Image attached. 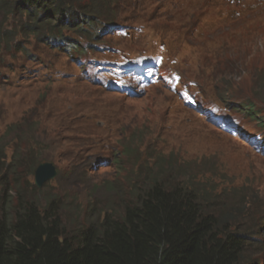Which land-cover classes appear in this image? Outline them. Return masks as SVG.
<instances>
[{"label":"rangeland","instance_id":"rangeland-1","mask_svg":"<svg viewBox=\"0 0 264 264\" xmlns=\"http://www.w3.org/2000/svg\"><path fill=\"white\" fill-rule=\"evenodd\" d=\"M124 1L125 3L130 2V0ZM76 4L78 3L76 2ZM6 16L3 17L0 14V24L3 25L1 37L4 31H12V33L16 31L14 21H18L24 28L19 30L21 34L14 40L13 45L24 40L20 44V48L23 49L27 42L30 43V47L28 53L23 54L21 51H16L13 53L12 58L7 56L0 63V136L7 126H9L10 132L14 129L16 135H11L10 140L15 147L17 140H26V137H24L26 131L38 132L35 125L39 127V123L34 124L33 122L32 124L30 121L33 118L32 116L40 119L39 132L43 133L44 136L41 138L31 133V136L34 137L32 142H40L41 144L45 142L46 151L43 153V157L47 162L55 164L60 170L61 178L58 183L43 185L44 182L40 181L38 175H22L20 173L16 175L21 181L19 186L25 188L26 193L35 187L36 179L38 184L42 182L40 187L45 190V194L47 193L45 196H68L67 202H61L62 207L67 206L66 210L62 211V216L68 228L72 229V223L77 220V214L72 212L73 206L70 203L74 204V209L82 211L81 224L89 226L91 221L96 218L102 219L104 217L102 215L105 214L110 205L112 197L110 191L117 181H122V183H117L118 186H125L124 178L129 179L132 168V161L127 160L123 163L128 168L122 165L120 169L114 166L115 168H106L96 173H87L85 169L87 159L91 156L96 159L103 153V150L118 147L120 142L124 147L130 144L131 148L134 146L137 150L142 149L143 142L136 135L139 128L140 131L146 132L150 142L154 144L149 150L150 157L154 154H162L161 159H155L149 164L150 171L157 173L158 170L154 167L156 161H164L169 164L177 156H183V159L186 160L185 165H189L197 170L198 174L202 173L203 175V178H198L199 185L197 188L199 190L198 194L204 198L203 202L207 203V209L215 211L217 215L221 210L231 212L235 215L233 220L237 221L236 225L238 224L240 228H252L258 223H264V157L252 153V149L244 141L243 132L239 136H231L219 130L216 126L207 125L196 114L183 111L178 106L180 102L177 100L176 95L165 86L152 89L145 97L138 100L123 99L119 97V94L118 96L107 92L102 87L93 85L97 83L91 84V82H88L91 81L90 78L95 72L88 69L84 70L62 57L59 53L45 48L32 34H28V30L32 28V25L25 23L24 19L21 21V18L17 16L9 19ZM116 16L119 19H125L128 24L135 25L136 23V20L127 13L117 14ZM47 17L48 19H46ZM156 17H159L158 21L163 18L159 15ZM42 19L41 22H38L40 26L53 25V22L49 21H53L51 12H46ZM187 20L186 15L177 19L175 22L176 28H180V25L185 24ZM104 23L105 21L100 20L99 25L102 26ZM1 25L0 29L2 28ZM38 28V32H40L41 29L39 26ZM261 31H257V36H262V39L257 41L263 44L264 34L263 30ZM29 32L34 33L36 31L30 30ZM128 35L134 36V33ZM140 36L136 37L139 41ZM121 40L122 37L118 35L107 40V44H112V46L121 50ZM188 45L172 40L169 44L166 43V52L182 59V56L188 57L187 54H181L187 51ZM226 45L228 47V43ZM193 50L197 51V49ZM258 54L251 58L248 56L247 59L250 63H253L258 58ZM31 56L37 57L38 61L32 62L31 58L33 57ZM115 56H118V54ZM217 60H219V70L220 58L218 57ZM3 63L5 66H3ZM198 64L201 65L202 63ZM198 64L191 71L185 73L186 79L197 80L200 68ZM244 70H246L247 75L253 73L251 65H248L247 69ZM210 74L212 73L205 70L206 76ZM235 77L237 79L242 78L243 74L237 73ZM220 79L222 81L217 82L214 88L212 81L203 82L200 79L198 80L205 93L203 100L211 103L213 93L217 90L220 96L224 98L223 107L230 108L234 114L240 116L242 126L251 132L250 127L254 124L250 117L251 114L249 111L240 108L241 104L249 102V97L246 96L243 88L236 86L240 82H234L227 77L225 79L220 77ZM184 83L186 82L184 81ZM255 83L257 92L264 90V72L258 75ZM169 99L171 103L168 106ZM239 99L241 100L238 101ZM232 102H237L238 105H233ZM71 104H74L73 109H71ZM97 105H108L107 108L100 107V111L96 110L99 117L112 116L113 121L108 128H106V121H102L103 125L100 121L97 122L94 119L97 118L96 116L90 114L91 109ZM46 106L52 107L47 110ZM66 115H69V118ZM74 115H77V117L73 118ZM125 121L127 122L123 123ZM153 123H156V125L153 126ZM143 126L148 129V133L141 128ZM179 129H182V131H178ZM163 132L164 136L162 137ZM167 132H170V135L165 137ZM129 134L140 141L139 144L134 140L118 141L115 139L123 135L129 138ZM157 134V139L153 140V136ZM261 138L262 136L259 137V140ZM27 144L29 145L27 142L23 143L22 146L20 145V150H23ZM48 144L50 149L47 147ZM97 146H101L99 151ZM119 150H121L120 147ZM7 154L9 160L11 150H8ZM144 154L147 155V153ZM131 155L133 156V154ZM8 160L7 162H9ZM27 163L25 162V165ZM22 164L24 165V161ZM140 166L138 163V167ZM256 169L259 171L258 173H256ZM226 180L236 183L244 191L241 190L242 193L237 195L229 194L224 189L227 184L224 183ZM59 184L63 185L65 189H59ZM200 186L201 188H199ZM20 187L19 196H14L15 200L13 202L16 204V200H19L20 197L25 200L26 198H33L26 197L25 193L22 192L24 190ZM244 188H249L252 191L249 192L251 194L247 195L248 191H245ZM13 190L16 192L17 188H13ZM220 195L225 199H222ZM251 196H253L254 203H259L260 207L258 209L249 206ZM86 212L92 213L89 217L94 214V219L86 221L88 216ZM255 227L261 228L262 225L259 224Z\"/></svg>","mask_w":264,"mask_h":264},{"label":"trees","instance_id":"trees-1","mask_svg":"<svg viewBox=\"0 0 264 264\" xmlns=\"http://www.w3.org/2000/svg\"><path fill=\"white\" fill-rule=\"evenodd\" d=\"M100 1L0 0V14L10 19L14 16L9 12L14 9H30L22 14V20L27 17L25 23L32 25L31 31L38 32L40 27L41 31L33 34L53 30L54 47L62 45L63 52L72 54L75 50L81 54L84 48L75 40L57 39L67 27L64 23L78 18L77 10H81L85 19L91 20L89 9H80L83 4L89 2L92 8ZM41 11L52 13L53 25L40 26L38 22L44 17ZM33 17L37 18L32 21ZM19 28H24L21 23ZM73 29H77V25ZM85 31L90 33L89 29ZM12 35H17V30ZM3 41L10 43L8 39ZM90 41L94 40L90 38ZM32 122L39 123V127L35 125L38 132L26 129L28 132L24 137L28 134L33 139V133L42 138L40 121ZM143 129L148 133L147 128ZM11 135H16V131L10 132L8 126L0 137V264H248L249 261L250 264H264V256L253 258L254 255H264V249L258 247L254 238V234L259 233L255 226L260 223L252 229L247 228L245 239L235 234L242 229L238 224L234 226L235 215L222 210L217 215L207 209V203L203 202L195 184L198 171L178 157L169 164L159 161V166H155L157 173L150 171L151 157L144 160L132 157L134 168H131L129 179L125 178V186L115 190L117 197L110 199L104 217L96 218L86 229L79 226L75 230L68 228L62 216L67 207L61 206L59 198H49L36 187L26 193L27 190L19 186L18 173L35 174L37 166L45 161V142L17 140L12 161L7 164L4 150L12 143ZM136 135L145 142L144 150L150 154L149 136L144 131ZM26 142L29 145L20 150ZM133 148L125 151L129 153L127 158L130 149L137 152ZM161 156V153L154 154L152 158L161 159ZM139 160L144 162L140 167L136 166ZM19 187L26 197L33 198L25 200L20 197L17 204L13 202L14 196H19ZM249 205L255 209L260 207L253 200ZM262 238L264 241V235Z\"/></svg>","mask_w":264,"mask_h":264},{"label":"bare ground","instance_id":"bare-ground-1","mask_svg":"<svg viewBox=\"0 0 264 264\" xmlns=\"http://www.w3.org/2000/svg\"><path fill=\"white\" fill-rule=\"evenodd\" d=\"M251 2L252 3H257V1L256 0H251ZM198 4H203V3H201V2H199ZM168 7V9L169 10H174L175 8H173L171 5H168L167 6ZM250 7L251 8H253V5H250ZM166 9V8H165ZM78 11V18L77 19H71V20H69V21H67L66 23H64L67 27H66V29H64L63 31H62V33H63V35H61V36H59V38L57 39L58 41H61V40H67L68 38H70V39H72V40H75L77 43H79V37H80V35H82V34H84L85 33V30H87V24L86 23H88L89 24V20H87V19H85V17H84V15L83 14H81L82 12H81V10H77ZM43 14V16L46 14V12H44V11H41ZM168 14V16H169V19H171V17L173 16L171 13H162V15H159L160 17H165L166 15ZM188 18V17H187ZM26 19H27V17H25L24 18V20H25V22H26ZM46 19H48V17L46 18ZM51 23L53 22V21H51V20H49ZM190 23V17L188 18V20H187V22L184 24V23H182L181 25H180V28H176V29H178V30H180V31H182V33L185 31V30H189V29H187L188 28V24ZM264 23V22H263ZM14 24H16V29H17V35H11L10 36V38H8V40L10 41V43L9 44H7V43H5L4 41H3V43H2V46L1 47H7L8 49H10L8 52H3L1 49H0V63L1 62H3L4 61V59H5V57H7V56H9V57H11L12 58V55H13V53L14 52H16V51H21V53H23V54H26V53H28V50H24V49H22V48H20V46H15V45H13L14 43H15V39H17L19 36V34H21V32H19V30H20V28L18 29V26H19V22L18 21H14ZM260 24V23H259ZM74 25H77V29H73V26ZM91 32V31H90ZM100 32H102L103 34H106L107 36H108V38L109 37H111V39L112 38H114V37H112V36H118L119 34L118 33H115V32H109V30L108 29H106V30H104V31H100ZM110 33V34H109ZM132 34V33H131ZM105 35V36H106ZM33 36L36 38V40L40 43V44H42L45 48H47V49H49V50H51V51H55V52H57V53H59L62 57H64V58H66L68 61H71L73 64H76L77 66H80V67H82L84 70L85 69H88V70H92L93 72H95L94 73V75L90 78L91 79V81H88L89 83L90 82H93V83H97V84H100V83H107V86H106V88H104V87H102L103 89H105L106 91H108L109 89H111L112 88V86H111V83H112V81H113V76L114 75H118L119 77H120V80H118L117 82H119L117 85H115L116 87L115 88H118V86H120V88L121 89H117V90H124V88L122 87V86H125L126 84H128V85H126L127 87L129 86V85H131L134 81H135V79H133V78H131V77H126V78H122L121 76V73H122V70L120 69V67L122 66V65H124V64H122V63H128L129 62V59H127L126 57H120V56H115V55H117L118 53H116L117 51L118 52H120V50L119 49H117L116 47H114V46H112V44H107V40H109V39H107V36L106 37H104L105 39H101V40H99L97 43L95 42V41H93L92 43V45H87V44H84V43H82V47L84 48V51L81 53V54H78V53H76V51L74 50L73 51V53L71 54V53H66V52H63L62 50H61V48L63 47L62 45L61 46H59V47H54V45H53V43H54V41L56 40V38H54V35H53V30H44V31H42L38 36H36V34H33ZM37 37H39V38H37ZM168 38V37H167ZM102 40H104L103 41V43H101V41ZM65 41H64V43H65ZM176 41V40H175ZM8 42V41H7ZM176 42H179V41H176ZM195 42L196 41H194L193 39H190L189 41H187L185 44H189L188 46H190V45H192V47L193 48H195V47H197V46H199L200 47V45L201 44H203V43H199V44H195ZM102 46H101V45ZM86 47H88V49H86ZM161 49H163L162 47H160ZM167 53V52H166ZM105 55V56H104ZM31 57H33V56H31ZM163 58V57H162ZM218 58V57H217ZM31 61L32 62H37L38 61V59H37V57H33V58H31ZM196 62H198V63H200L201 62V60H200V58H198L197 60H196ZM6 63V62H5ZM176 63V62H175ZM4 64V63H3ZM2 64V65H3ZM7 65V64H6ZM110 65V66H109ZM3 66H5V64L3 65ZM111 66L113 67H115V69L117 68V71L116 72H114V71H112V68H111ZM7 67H8V65H7ZM156 67V66H155ZM4 69H6L5 67H3ZM254 69V68H253ZM87 70V71H88ZM206 70V69H205ZM146 76H148V75H146ZM95 81V82H94ZM56 82H58V81H56ZM184 84H182L181 85V87H177V86H174L173 84H172V86H168V85H166L165 87H167L171 92H173V94H175L176 95V98H177V100L180 102V104H181V102H182V100L181 99H188L189 100V107L191 108V107H194L193 105H192V103H191V97H190V94H193V93H195L194 91H195V88H194V90H192V91H186L185 89H186V87H184L183 86ZM156 87H161V86H156V85H151L149 88H148V86H146V88H141V89H138L137 90V93H136V95H132L131 94V92H134L135 91V89H133V90H128V94H130V96H127V99H135V100H138V99H141V98H143V97H145L152 89H154V88H156ZM42 88V87H41ZM40 88V89H41ZM70 91H73V90H70ZM82 91V90H81ZM112 92H114V91H112ZM111 92V93H112ZM116 92V91H115ZM116 93H118L119 94V92H116ZM215 96H216V99H215V103L217 104V105H219V106H223V104H224V98H223V96H219L218 94H217V90H215L214 91V93H213ZM243 95V94H242ZM183 104H185V102L183 103ZM232 104L233 105H238V103L237 102H232ZM133 105V104H132ZM185 106V105H184ZM225 106V105H224ZM188 107V108H189ZM187 108V107H186ZM100 111V110H99ZM111 111H114V110H111ZM260 114L261 113H257L256 114V116H260ZM204 115H206V116H210L209 115V112H204ZM228 115L229 116H234L233 115V113L232 112H228ZM33 118L30 120L31 122L32 121H35V120H39L40 121V119L38 118V117H36V116H32ZM96 117H98L99 119H104V118H110V120L111 121H108V120H105L106 122H107V126H106V128H108L109 127V124L113 121V118H112V116H109V117H105V116H101V117H99L98 115H97V113H96ZM210 117H212V118H214V123H216L218 126H220V127H222V128H225L226 129V124H227V122H225L224 120H222L221 118H218L217 116H215V115H212V116H210ZM103 125H104V123L102 122V121H100ZM205 122H206V124L207 125H211L212 124V119L210 120V119H205ZM32 124H33V122H32ZM34 124H36V123H34ZM102 125V126H103ZM156 125V123H153V126H155ZM8 127V126H7ZM7 127H6V129H7ZM219 127V128H220ZM105 128V129H106ZM139 128V127H138ZM141 128H145L144 126L143 127H141ZM218 128V129H219ZM262 128H264V118H261V127H260V130L262 129ZM5 129V130H6ZM234 129L236 130V131H239V129L237 128V127H234ZM220 130V129H219ZM5 132V131H4ZM28 132V131H27ZM138 132H140V128L138 129ZM137 132V133H138ZM4 134V133H3ZM2 134V135H3ZM233 134H235V133H233ZM1 135V136H2ZM170 135V132H167V134L165 135V137H168ZM255 135H258V137H257V139H254V138H250L251 140L249 141L248 140V142H256V141H259V137H261V135L260 134H255ZM0 136V137H1ZM164 136V132H163V134H162V137ZM25 137H26V140H30L31 142H32V139L28 136V134H26L25 135ZM149 144V143H148ZM150 145V144H149ZM256 147H255V149L252 151V153L254 154V155H260L261 156V154H262V148H263V145H264V141H261V142H256ZM50 146H51V143H50ZM167 146V145H166ZM257 147H258V149H257ZM13 148H14V146L12 145V143L11 144H9V146H7L6 147V149L4 150V155H5V161H6V163L7 164H10L11 163V161H12V156H13V154H14V150H13ZM49 148V147H48ZM115 148H118L119 149V146L118 147H115ZM114 147H110L109 149H107V150H103V153H101L100 155H99V157H97L96 159H95V157L94 156H91L90 158H88L87 159V161H86V163H85V169H86V171H87V173L88 172H91V173H96L97 171H99V170H103V169H106V168H111L112 166L114 167V166H117L118 168H120L122 165H121V163L119 164V165H116V163H119L118 162V157H116V155L113 153V149H115ZM148 148H149V150H150V146H148ZM50 149V148H49ZM8 150H11V156H10V158H9V160H8V154H7V151ZM111 150V151H110ZM128 150V149H127ZM148 150V151H149ZM160 150V149H159ZM119 151H121V150H119ZM128 152V151H127ZM108 153H109V158L107 159V160H109L110 162L109 163H104L103 161H101V163L102 164H98V168H96V170H93L95 167H96V164L100 161V159L102 158L101 156H106V155H108ZM126 155V154H125ZM86 156V155H85ZM247 156H249V154H247ZM15 157V156H14ZM111 157V158H110ZM122 157V155L119 157V159ZM0 158H1V154H0ZM9 161V162H7V160ZM43 159H45L44 157H43ZM125 162H127V161H125ZM138 163L140 164V165H143V163L139 160L138 161ZM136 166H138V164L136 165ZM11 169V168H10ZM35 176H39V178H40V181H43L44 180V184L43 185H45V184H52V183H58L59 182V180H60V178H61V173H60V170L55 166V164H53V163H51V162H47V160L45 159V161L44 162H42V163H40L38 166H37V169H36V171H35V174H34ZM38 178V179H39ZM77 179H79V178H77ZM124 180H125V178H124ZM80 181V180H79ZM16 182V181H15ZM14 182V183H15ZM117 183H122V181L121 182H119V181H117ZM117 183H115V185L113 186V189L110 191L111 193H112V197L111 198H115V197H117V193H115V190H119V189H121V186H118V184ZM42 184V182L40 183L39 182V185L38 184H35V187H36V189L37 190H39V191H43L42 193H44L45 192V190H42L41 189V187H40V185ZM14 185V184H13ZM58 188L60 189H65L64 187H63V185H58ZM112 191H114V192H112ZM223 193V192H222ZM222 193H221V195H222ZM47 194V193H46ZM45 193L43 194V195H46ZM220 195V196H221ZM48 197V196H47ZM49 198H51V197H49ZM52 198H59L60 200H61V202L62 201H65V202H67L68 200V196H53ZM221 198L222 199H225L223 196H221ZM225 201V200H224ZM73 202V201H72ZM72 206H73V209H72V212H74V213H76L77 214V220L74 222V223H72V226H73V228H72V230H75L78 226L80 227V228H84V229H86L87 227H89V226H86V225H83V224H81L80 223V216L82 215V211H79V210H77V209H74V204L73 203H70ZM67 207V206H66ZM91 214L92 213H89V212H86V215H88L87 217H86V221H88L89 219H91V218H93L94 219V214L92 215V217H89V216H91ZM105 214H106V212H105ZM104 214V215H105ZM77 222V223H76ZM91 224H92V221H91ZM262 226H264V223H260ZM264 228V227H263ZM256 232H259L258 230H256ZM260 233V232H259ZM37 244V243H36Z\"/></svg>","mask_w":264,"mask_h":264},{"label":"water","instance_id":"water-1","mask_svg":"<svg viewBox=\"0 0 264 264\" xmlns=\"http://www.w3.org/2000/svg\"><path fill=\"white\" fill-rule=\"evenodd\" d=\"M42 182H44V181H42Z\"/></svg>","mask_w":264,"mask_h":264}]
</instances>
